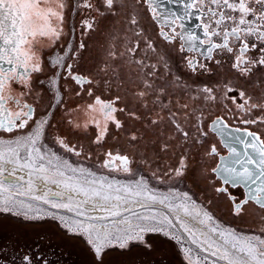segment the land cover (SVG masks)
Masks as SVG:
<instances>
[{
    "label": "snow or ice",
    "instance_id": "obj_1",
    "mask_svg": "<svg viewBox=\"0 0 264 264\" xmlns=\"http://www.w3.org/2000/svg\"><path fill=\"white\" fill-rule=\"evenodd\" d=\"M51 2L0 0V129L7 133L29 129L14 141L0 140V212L21 215L13 212L16 196L24 194L22 185L27 186L28 193L38 190L35 177L45 184L67 190L65 196L49 188L42 195H32L31 199L68 212L75 206L76 219L72 221L75 228L68 230L83 239L91 254V264H112L110 258L114 253L128 256L134 249L151 254L157 250L160 236L180 242L189 264H264V226L259 228V234H243L222 226L208 208L197 204L189 191L176 187L187 179L190 171H198L216 194L229 200L233 215L243 214L249 204L264 213V0H82L79 7L88 13L119 17L109 33L100 72L112 80L123 82L127 79L135 83L139 90L134 98L149 113L154 110L148 107L149 102L167 108L173 134L166 138L160 151L168 152L175 144L180 147L175 165L163 167L146 156L136 160L119 152H106L100 167L132 178L122 185L119 181L109 182L108 177L98 179L97 173L74 165L60 155L57 148L81 156L80 148L66 143L65 138L53 137L51 147L44 143L49 120L34 119L31 104H21L15 96L4 95L6 86L11 92V86L20 83V96H26L33 87L32 74L43 71L35 55L36 38L59 39L62 28H58L56 21L63 25L62 9L66 6L64 0H59L58 10L45 7ZM193 18L197 21L195 25L191 24ZM146 19L156 28L154 36L145 26ZM81 23L84 31L91 32L96 30L99 21L89 15ZM85 47L83 42L76 50L69 45V52L58 56L54 65L64 67L71 75L73 65L63 61L66 57L74 58ZM174 53L181 54L191 73L211 74L208 62L217 67L227 64L236 79L245 84L231 85L225 81L222 89L205 85L189 95L191 87L172 73L170 60ZM188 53H199L202 59ZM258 74L261 76L260 89L249 92L245 85ZM72 78L77 83H93L81 76ZM50 84L55 86L56 79ZM182 94L193 101L191 110L184 112L187 119L183 122L177 116L190 108L188 103L177 102V111L169 107L171 101L160 103L161 96H175L178 101ZM120 99L116 96L105 101L95 97V104L100 105L106 123L94 143L101 144L108 135V122L116 129L123 127L115 115L125 111L116 107ZM8 102L19 106L20 110L11 111ZM196 102L207 104L209 110L214 105L223 107L225 113H233V121L230 123L225 115H206L202 107L197 112ZM88 107L95 110L93 105ZM129 116L142 119L131 111ZM156 117L148 123L157 125L164 119L160 112ZM237 120L245 126L256 125L261 131L238 127ZM96 127H100L99 122ZM131 139L135 141L137 137L133 135ZM223 149L227 150V155L222 154ZM194 160L198 169L193 167ZM137 163L140 168L135 167ZM6 164L12 165L11 170L4 167ZM22 169L27 170V180L16 175ZM150 181L161 185L171 182L167 194L150 186ZM230 188L246 191L237 195ZM157 205L166 211H161ZM27 207L31 209V205ZM173 212L175 216L170 215ZM181 214L202 228L190 227ZM48 215L57 219L54 213ZM23 216L25 219L42 218L29 217L27 212ZM59 219L63 221L64 217ZM260 220L264 225V214ZM63 226L68 227L67 222ZM177 228L186 234L189 247L183 246V237L172 232ZM16 258L4 254L0 246V262L16 264ZM18 258L21 264H50L43 250Z\"/></svg>",
    "mask_w": 264,
    "mask_h": 264
},
{
    "label": "flooded vegetation",
    "instance_id": "obj_2",
    "mask_svg": "<svg viewBox=\"0 0 264 264\" xmlns=\"http://www.w3.org/2000/svg\"><path fill=\"white\" fill-rule=\"evenodd\" d=\"M58 3L59 0H52L45 7H52L54 10H58ZM64 3L66 5L62 9L64 23L59 25V22L56 21L58 28H62L59 39L52 36H37L36 38L37 51L35 55L36 59L42 64L43 71L32 74V90L26 96L21 97V85L16 83L11 86V92L9 87H6L5 95L11 94L15 96L21 100V104H31L34 109V119L47 118L49 120L50 126L46 127L47 135L43 141L44 143L51 147L53 137L60 136L65 138L66 143L77 145L81 150V156L79 157L64 152L59 148L56 151L69 159L74 165L83 166L97 173V178L99 177L98 175H101V177L106 175L115 178L113 180L126 181L131 179V177L122 172L100 167L106 158L105 153L108 151L129 155L136 160L141 156H146L155 160L156 165L160 167L165 164L175 165L180 152L179 144H175L168 152L160 151V147L166 138L173 134V126L170 123L168 109L161 108L159 104L154 106L149 102L148 107L154 108L149 113L134 98V93L139 90L135 83H130L127 79L123 82L119 79L112 80L100 72V68L103 66L102 60L105 57V48L109 43V33L113 28V24L119 20V17L112 15L99 17L95 12L88 13L79 7L82 0H64ZM89 15L96 17L99 23L95 31L86 32L83 30L81 22ZM145 15L147 14L145 13ZM38 23H42V21ZM144 23L149 28V34L154 36L155 26L148 19ZM196 23L197 21L193 18L191 24L195 25ZM197 32L201 34L199 29H197ZM80 42H83L86 47L79 50L78 55L74 58L69 59L66 57L63 61L64 64L73 65L71 75L64 67L54 65V61L58 56H63L69 52V45H71L72 50H76ZM188 55H196L197 58L202 59L199 53H188ZM208 63L212 69L211 74H194L185 67L181 54L174 53L170 60L172 73L180 76L182 82L191 87L189 95H194L198 87L205 85L222 89L225 81L230 82L231 85L245 84V82L236 79L235 74L229 70L227 64L224 67H217L211 62ZM72 76L85 77L88 80H92L93 83H77ZM53 78L56 79L55 86L50 84ZM260 80L261 76L258 74L251 82L246 83L245 86L248 91L253 92L255 90L258 92L261 86ZM96 96L105 101L113 100L116 96H119L121 99L117 102L116 107L125 109V111H118L115 114L117 119L122 122L123 127L116 129L112 123L108 122V135L99 145L93 141L97 133L104 127L106 120L100 105L95 104ZM151 99H155V97H151ZM168 101H171L169 107L173 111H177V102L181 105L185 103L190 105L189 109L180 111L177 116L178 120L185 121L187 118L184 112L191 110L193 101H190L183 94L178 101L175 96L160 97V103H167ZM225 103L227 102L225 101ZM89 105H93L95 110L89 109ZM228 106L233 107L231 104ZM8 107L13 112L20 110L19 106L11 102H8ZM196 107L197 112L202 107L206 115L211 114L213 117L215 115H225L230 123L233 121V113H225L223 107L214 105L209 110L207 104L198 102H196ZM24 111H27V109H24ZM130 111L135 112L137 116H142V119L137 120L130 117ZM157 112H160L164 119L157 125L149 124V120L157 118ZM97 122H99V128L96 127ZM236 126L242 128L250 127L251 130L257 132L261 131V128L256 125L245 126L240 124L238 120L236 121ZM28 130L15 129L9 134L0 132V137L25 134ZM133 135L137 137V140L133 141L131 139ZM216 139L218 141L219 138ZM0 140L9 142L13 139L1 138ZM222 154L227 155V150L223 149ZM200 163H203V161L201 160ZM208 163L211 164V161ZM135 167L140 168V164L137 163ZM193 167L197 169L199 167L195 160L193 161ZM120 174L122 175L120 176ZM145 174L147 175L148 173L145 172ZM154 183L155 185L157 184L155 181H150L151 186ZM169 184L162 185L169 187ZM176 187L180 191H189L195 201L203 202L219 211L221 217L233 225L232 229H238L240 232H237L239 233L246 234L244 232L249 233V230L258 232L259 228L264 226L260 220L261 215L264 213L253 204L247 205L243 214L239 216L233 215L232 205L229 200L216 194L209 182L199 176L198 171H190L187 179L177 183ZM230 191L239 195L241 191H246V189L230 188ZM208 201H211V203L209 204ZM17 211L13 210V212ZM19 213L23 214L24 212ZM22 214L13 215L9 212H0V246L3 247L4 254L10 257H17L16 264H21L19 256L24 254L31 255L33 252H40L41 250H43V254L50 264H91V254L83 243V239L76 237L73 232H70L60 224L59 220L47 219L51 218L49 216H45V219H25ZM28 216L30 217L29 214ZM214 218L216 219L215 216ZM51 225L55 227L52 228ZM175 235L179 236V234ZM159 239L157 240V250L151 254H143L135 249L128 256H120L114 253L110 258L112 264H189L180 242L176 239L168 241L173 246L171 249L172 246L170 247L168 243H162L161 237ZM183 241L187 242L184 239ZM0 264H3V262H0Z\"/></svg>",
    "mask_w": 264,
    "mask_h": 264
},
{
    "label": "bare ground",
    "instance_id": "obj_3",
    "mask_svg": "<svg viewBox=\"0 0 264 264\" xmlns=\"http://www.w3.org/2000/svg\"><path fill=\"white\" fill-rule=\"evenodd\" d=\"M18 138H20V136ZM14 140L15 139H13L11 141H14ZM5 142H7V141H5ZM4 167L6 169H8V170H11L12 165L6 164V165H4ZM16 175L24 176L25 177V180L28 179V177H27V170L26 169H22V170L17 171ZM5 176H7V171L5 172ZM98 176H99L98 179L103 178V177H108L106 175H102L103 177H101V175H98ZM10 179H11V177H10ZM113 179H115V178L108 177V181L113 180ZM33 180H34V183H35V188L38 189V190H34L33 192L28 193L27 190H26L27 189V186L26 185H22L21 191L24 194L23 195L16 196V205L13 208V210H15V211L16 210H19L20 212H27V214H29L30 217L40 216V217H42L41 219H45L44 217L47 216L48 213H54L55 215H57L59 217L60 216H63L64 217L63 223L65 224V222H67V225H68V227H65L66 229H68V228L74 229L75 228V225L72 222L74 219H76V217H74V212H75V206L74 205H73V211L72 212H68L65 209H53V208L50 207V205L43 204L42 201H36V200H32L31 199V196L32 195H42L49 188L53 192L61 191V192L64 193L65 196H67V194H68L67 193V190L62 189V188H59L56 185H53V184H50V183L49 184H45L43 181L38 180L35 177H33ZM129 180L123 181L120 184L122 185V184L126 183ZM112 183H114V182H112ZM160 191H162L165 194H167V189H163V190H160ZM3 195H7V194H3ZM13 195H15V193H13ZM76 199H83V197H77ZM28 205H31V209H29L27 207ZM156 207L157 208H160L161 211H166L160 205H157ZM89 208H90V205H89ZM93 214H97V213H93ZM170 215L171 216H175L176 213L173 212V213H170ZM181 218L184 219L189 224L190 227H194L197 230H200L202 228L201 225H199L198 223H196V221L191 220V218L184 217L182 214H181ZM33 219H35V218H33ZM216 219H217L216 221L223 226V224L220 222V219H218L217 217H216ZM225 226H227V225H225ZM172 232L174 234H179V235H181L183 233L182 230H180L179 228L173 229ZM182 235L183 236H181V237H183V239L188 242V240L186 238L187 237L186 234L183 233ZM183 246L184 247H188V246H185L184 244H183Z\"/></svg>",
    "mask_w": 264,
    "mask_h": 264
},
{
    "label": "rangeland",
    "instance_id": "obj_4",
    "mask_svg": "<svg viewBox=\"0 0 264 264\" xmlns=\"http://www.w3.org/2000/svg\"><path fill=\"white\" fill-rule=\"evenodd\" d=\"M24 134H19V135H14V136H10V137H0V139L1 138H12V139H16L17 137H19V136H23ZM97 171H99V170H97ZM103 171V170H102ZM104 172V171H103ZM122 174H120V176H121ZM123 178H125V177H123ZM126 179H129V178H126ZM115 181H119V183H121V182H123V181H125V180H113V181H109V182H115ZM153 186H155V187H158V188H160V189H166V188H168L167 186H164V185H159V184H156L155 185V183H154V185ZM201 206H204V207H206V208H208L209 210H210V212L215 216V217H217L218 219H220V222L223 224V226H225V225H227V227H229V228H231L233 225L230 223V222H228V221H226V220H224L222 217H221V215H220V213H219V211H217V210H215L214 208H212V206H210V205H206V204H204L203 202H200V201H198V200H196ZM197 203V204H198ZM198 204V205H199ZM19 211V210H18ZM20 212V211H19ZM25 213V212H24ZM22 214V213H21ZM23 215V214H22ZM47 216H49V215H47ZM57 216V215H56ZM50 217V216H49ZM47 219H52V218H47ZM57 220H59L60 221V224H64L63 223V221L62 220H60L59 219V216H57ZM217 220V219H216ZM52 226V228L53 227H55L54 225H51ZM235 229V228H234ZM236 231H239L238 229H236ZM240 232V231H239ZM244 233H246V234H259L257 231H251V230H249V233L248 232H244ZM180 237L181 236H183L182 234L181 235H179ZM185 236V235H184ZM162 239H161V242L162 243H168L169 244V246L171 247L172 245H171V243H169L168 241H172V240H174V239H170L169 237H165V236H160ZM187 238V237H186ZM160 240V239H159ZM184 245L185 246H190L189 245V243L188 242H184ZM173 248V246L171 247V249Z\"/></svg>",
    "mask_w": 264,
    "mask_h": 264
},
{
    "label": "water",
    "instance_id": "obj_5",
    "mask_svg": "<svg viewBox=\"0 0 264 264\" xmlns=\"http://www.w3.org/2000/svg\"><path fill=\"white\" fill-rule=\"evenodd\" d=\"M7 87V86H6ZM6 87H5V89H4V95H5V92H6ZM6 96V95H5ZM8 106V105H7ZM15 130V129H14ZM13 130V131H14ZM0 132H4L2 129H0ZM5 133H7V132H5ZM9 134V133H8Z\"/></svg>",
    "mask_w": 264,
    "mask_h": 264
}]
</instances>
